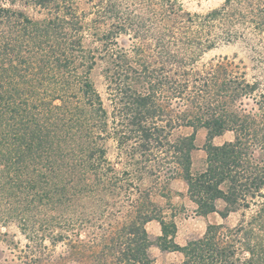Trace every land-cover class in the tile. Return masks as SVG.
Here are the masks:
<instances>
[{"label":"trees","instance_id":"1","mask_svg":"<svg viewBox=\"0 0 264 264\" xmlns=\"http://www.w3.org/2000/svg\"><path fill=\"white\" fill-rule=\"evenodd\" d=\"M145 1L147 18L128 0H0V199L21 204L22 195L29 198L16 206L29 239L38 235L73 249L85 242L83 227L99 230V236L90 233L89 248L100 264H108L107 256L114 259L109 264H151L153 245L181 254L179 264H264V115L242 101H264V0H224L203 16L185 12L176 0ZM18 2L41 18L13 8ZM177 22L190 23L188 32H179ZM106 24L112 29L102 31ZM151 30L158 67L140 64L131 56L137 48L128 52L116 42L123 32ZM238 39L260 50L251 81L226 63L192 70L194 57L216 41ZM107 57L120 59L111 70V114L90 77ZM132 81L141 87L127 86ZM175 125L192 134L172 139ZM198 129L206 131L205 159L193 172ZM227 132L231 141L213 144ZM109 139L125 159L120 169L108 160ZM146 175L155 184L159 175L182 179L197 216L225 219L233 207L254 211L248 219L243 212L232 228L208 224L200 238L179 246L173 219L165 220L141 183ZM42 210L52 216H26ZM152 221L160 227L154 240L145 229ZM59 259L63 264L65 255Z\"/></svg>","mask_w":264,"mask_h":264},{"label":"rangeland","instance_id":"2","mask_svg":"<svg viewBox=\"0 0 264 264\" xmlns=\"http://www.w3.org/2000/svg\"><path fill=\"white\" fill-rule=\"evenodd\" d=\"M178 3L181 4L183 10L185 12L198 15H205L209 11L218 8L224 0H176ZM129 3H135V9H137L136 14L147 18L150 12V6L147 1L145 0H128ZM142 2V6L138 7V3ZM7 4V3H6ZM80 8L87 9V4H81ZM90 7V5H89ZM15 9H19L27 13L30 17L35 19L41 18V15L36 14L34 10H31L28 7L21 6L19 2L13 6ZM163 26V23H160ZM145 26H147L145 24ZM150 26V25H149ZM164 26H173L170 24H166ZM178 26L177 29H180L179 32H188V26L190 23L185 22H177ZM111 27L106 24V26L102 27L101 30H109ZM151 28V27H150ZM112 29V28H111ZM213 27H209L206 25L205 30L213 31ZM196 29H192L190 33H194ZM154 30H151L149 33H140L134 35L133 31L123 32L119 34L116 38L117 45L125 50L133 51L132 47L137 48L139 51L137 54L129 53L132 57L138 58L140 64H144V62L148 65L153 67H158L157 65L156 56H157V41L154 40ZM214 34V33H213ZM247 33L246 35H248ZM190 36V35H187ZM214 36V35H212ZM167 42V41H166ZM170 42V41H169ZM161 44V43H159ZM176 51H179L176 49ZM181 52V51H179ZM260 50L257 49L253 50L251 47L246 45L241 40H235L231 43H223L221 41H216V45L213 49L206 51L205 53L201 54L200 56L194 57L192 67L190 64L192 61L186 62L184 65H188L189 68L192 70L199 71V72H206L212 67L219 66L221 63H226L228 69L233 74H243L244 78L248 81H251L252 77L255 76V66L257 63V57ZM182 54V53H181ZM180 58V57H179ZM114 61V62H113ZM185 60L183 59L182 62ZM116 62H120V59L117 58L115 60H110L108 57L104 58L102 61H98L96 66L91 71L90 77L93 81L94 87L99 93L101 99L103 100V104L105 109L108 111L109 114L112 112V105H111V98L109 97L110 89L109 87L115 88V83L110 81L111 73L113 68L117 64ZM141 69L140 67H136ZM174 68V67H173ZM110 71V72H109ZM131 84V85H130ZM126 86V85H125ZM127 86H136L140 88L139 84L136 85V82L132 81ZM258 100V98H256ZM244 108L247 110L253 109L255 113H261L264 115V102L261 99V106L256 105L252 99H242ZM173 107L178 108L177 105ZM173 109V108H172ZM192 134V129L187 128L184 126L175 125L171 131L172 139L177 138L180 136H189ZM205 136L206 131L204 129H198L195 134V146L197 148L196 151L192 154V169L193 172H198L203 168L205 153L202 150L203 145L205 144ZM233 139V134L227 132L222 136L216 137L213 139L214 145H221L226 141H231ZM107 148V157L108 160L120 169L125 162L123 154L120 153L119 149L117 148V144L114 140L109 139L106 142ZM159 158L160 155H158ZM153 160L150 159L147 162V166H151ZM160 176V180L155 184L154 177L150 175H146L145 178L141 179V183L144 188H147L152 191V198L155 200L158 208L162 211V216L165 218L166 221H169L170 218L173 219L177 233L175 237V242L179 246H184L187 241L200 238L205 231V228L208 224H224L227 227H234L239 222L241 218V214L244 212L246 219L252 215L254 211V207H250L249 210H243L240 207H233L228 214L227 218L222 219L218 214H210L206 217L197 216L194 213V206L190 202L189 195L187 193L186 184L180 179L179 177H175L171 180H166L164 177ZM1 198V195H0ZM21 204L13 202L10 200L9 203L5 201H1L0 199V264L6 263H29V264H60L61 260L59 257L61 255H65V260L63 264H100L96 258L93 260L90 255V246L92 236L90 233L94 229L92 226L86 225L84 232H80V239H82L84 244L75 245L77 248H68L61 244H52L48 238L44 240L37 238L29 239L25 232L21 229V222L19 221L20 216L16 211L17 208H22L25 206V202L29 201L28 197L24 195L20 198ZM18 201V202H20ZM225 206L222 203L218 204V209L223 211ZM41 210V209H40ZM30 213H26V216L31 220H41L44 217L50 218L52 216L51 211H46L44 215V211H40L34 216ZM17 214V215H16ZM46 217V218H47ZM120 222V221H118ZM29 227L32 228V223L28 222ZM96 224H99L97 222ZM113 225H116L113 223ZM38 225H34L36 228ZM28 227V228H29ZM96 227V226H95ZM98 227V225H97ZM146 232L149 235L150 240H154L156 237L160 235V227L159 224L155 221L149 222L145 226ZM75 230V229H73ZM99 236V230H93ZM72 241L75 240L73 237V231L69 233ZM97 242V241H96ZM74 244V243H73ZM98 244V243H97ZM101 246V245H100ZM99 247V246H97ZM68 251V253H65ZM99 251V249H98ZM149 257L151 260V264H179L182 261V255L179 253H172V252H164L160 251L156 246H151L148 249ZM80 254V255H79ZM98 257V256H96ZM111 259V260H110ZM105 263L113 262V258L107 256L105 259Z\"/></svg>","mask_w":264,"mask_h":264}]
</instances>
